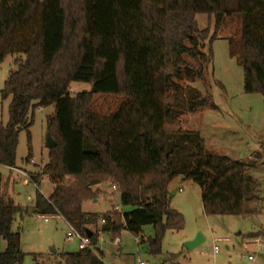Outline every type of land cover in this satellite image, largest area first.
Returning a JSON list of instances; mask_svg holds the SVG:
<instances>
[{
    "label": "trees",
    "instance_id": "16d2710c",
    "mask_svg": "<svg viewBox=\"0 0 264 264\" xmlns=\"http://www.w3.org/2000/svg\"><path fill=\"white\" fill-rule=\"evenodd\" d=\"M235 1L243 18L245 91L264 94V0ZM230 13L222 0H0V64L8 54L25 55L0 91L3 100L11 97L8 122L0 117V164L17 167L20 132L30 135L33 123L30 111L54 106L48 131L56 146L43 167L30 172L32 182L48 177L54 188L48 197L38 190L31 211L59 212L83 234L92 233L95 251L63 253L66 264H106L99 232L115 239L127 230L143 241L146 226L154 230L152 253H160L166 232L185 225L171 207L169 187L178 177L203 189L208 215L259 211L249 165L209 150L204 137L181 122L182 113L209 103L192 84L213 60L215 37L196 17L216 15L218 27ZM73 82L92 88L74 95ZM95 95L124 100L104 115L94 109ZM94 179L110 182L122 205L133 209L84 210L100 192L89 184ZM31 211L16 204L0 180V264H23L21 232L13 225Z\"/></svg>",
    "mask_w": 264,
    "mask_h": 264
},
{
    "label": "rangeland",
    "instance_id": "374dc122",
    "mask_svg": "<svg viewBox=\"0 0 264 264\" xmlns=\"http://www.w3.org/2000/svg\"><path fill=\"white\" fill-rule=\"evenodd\" d=\"M222 1L231 13L224 16L218 27L216 15L198 14L196 17L200 29H208L209 37H215L211 45L213 60L204 77L192 84L209 99V103L196 112L182 113L181 122L184 130L199 132L209 150L249 165V172L258 184L259 211L244 217L208 215L203 207V189L191 180L178 177L171 183V207L184 216V228L168 230L158 254L152 253L149 243V238L154 235L152 226L144 228V240L140 243L127 230L121 232L119 244L114 243L112 236L104 234L101 246L106 264H138L139 259L149 264H264V94L245 91L241 59L243 18L235 11V0ZM208 44L209 38L203 45L206 52ZM21 56L25 57L24 54H8L0 64V91L11 71L17 68L16 60ZM91 88L92 84L86 82L71 84L74 95ZM123 100L120 95H95L94 109L100 114H110ZM10 102L11 97L3 100L0 94V117L4 123L8 122ZM54 109L49 106L30 111L33 123L30 135L26 130L20 132L16 168L30 174L48 161V118ZM29 154L32 157L28 161ZM0 180L14 202L30 211L38 190L48 197L54 188L48 177H44L40 185L32 181L26 183L23 174L2 164ZM97 188L100 190L98 197L87 201L84 210L102 214L113 207L121 212L133 209L122 205L120 192L110 182H100ZM178 188L182 190L173 194ZM13 227L21 232L25 252L23 264H66L61 254L79 250V241L68 238L70 228L62 218H51L46 222L31 211L23 217L18 215ZM256 232H260V236L252 237L251 234ZM219 238L228 240L216 241ZM196 240L199 242L194 247L188 245ZM215 245L219 246L217 252Z\"/></svg>",
    "mask_w": 264,
    "mask_h": 264
},
{
    "label": "built area",
    "instance_id": "2783aa9c",
    "mask_svg": "<svg viewBox=\"0 0 264 264\" xmlns=\"http://www.w3.org/2000/svg\"><path fill=\"white\" fill-rule=\"evenodd\" d=\"M32 163H34V160H31ZM13 171H18L19 173L23 174L24 176V180H26V182H30L32 181V176L25 170H22V169H18L16 167H10ZM113 188L116 190V187L113 186ZM39 216L41 218H43L46 222L50 221L51 218H62L64 219L68 225H69V228L70 230L68 231L67 233V236L69 239H74L76 238L78 241H79V249H90L92 251H95V247L93 246L92 244V240L90 238L89 235L87 234H83L82 232H80L77 228H75L71 223H69L63 215H61L59 212H56V213H42V214H39ZM105 220H102V223H104ZM103 235L104 233L102 232H99L98 233V237H99V243L103 241ZM137 239H139V237H136ZM227 241L228 239L227 238H219V239H216V241ZM98 243V244H99ZM114 243L115 244H119L120 243V237H116L114 239ZM214 249H215V252H217L219 250V246L218 245H215L214 246ZM250 258H252L250 256ZM138 264H149V262L147 261H142V260H138Z\"/></svg>",
    "mask_w": 264,
    "mask_h": 264
},
{
    "label": "water",
    "instance_id": "95a60500",
    "mask_svg": "<svg viewBox=\"0 0 264 264\" xmlns=\"http://www.w3.org/2000/svg\"><path fill=\"white\" fill-rule=\"evenodd\" d=\"M46 145H47L48 148H52V147L56 146V141L54 140V138H53V136H52L51 133H49L48 136H47ZM251 164H253V163H251ZM100 182H101L100 179H94L89 184L91 186H93V185L99 184ZM174 193L175 192H173V194ZM88 235L91 236L92 233L91 232H88ZM251 236L252 237H259L260 236V232L252 233ZM198 242H199L198 240H196V241H190V242H188V245L190 247H194L195 245L198 244Z\"/></svg>",
    "mask_w": 264,
    "mask_h": 264
},
{
    "label": "crops",
    "instance_id": "0c3cea01",
    "mask_svg": "<svg viewBox=\"0 0 264 264\" xmlns=\"http://www.w3.org/2000/svg\"><path fill=\"white\" fill-rule=\"evenodd\" d=\"M21 169V168H20ZM12 170V169H11ZM22 170H24V169H22ZM13 171V170H12ZM28 172V171H27ZM29 173V172H28ZM25 182H26V180H24ZM27 183V182H26ZM170 189H172V186H171V184H170V187H169ZM178 190L180 191V190H182V188H178V189H176L174 192V194H176L177 192H178ZM35 201H36V199H35ZM138 241H139V243H140V241H142V238L141 237H139V239H138ZM98 247L100 248V250H102V246H101V242L98 244ZM102 253H103V250H102Z\"/></svg>",
    "mask_w": 264,
    "mask_h": 264
}]
</instances>
